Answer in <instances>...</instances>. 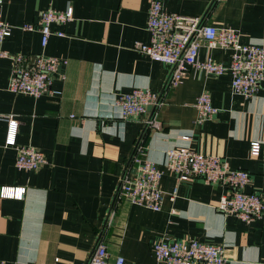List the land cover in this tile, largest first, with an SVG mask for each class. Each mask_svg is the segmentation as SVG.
Listing matches in <instances>:
<instances>
[{
	"label": "crops",
	"instance_id": "0c3cea01",
	"mask_svg": "<svg viewBox=\"0 0 264 264\" xmlns=\"http://www.w3.org/2000/svg\"><path fill=\"white\" fill-rule=\"evenodd\" d=\"M154 0H0L12 35L0 51L34 60L44 55L63 63L54 95L34 98L9 90L11 59L0 57V114L18 121L17 145L32 146L47 162L36 171L16 168V147H5L8 123L0 120V192L25 188L23 199L0 197V264H87L98 243L109 260L165 264L153 251L163 239L199 240L224 246L226 264H264V216L247 223L225 216L218 201L228 193L203 179L183 180L170 171L162 179V210L117 201V193L142 139L143 156L165 168L167 152L188 147L218 155L232 169L252 175L247 191L264 198V87L252 98L237 94L233 77L192 70L166 97L161 129L149 131L147 115L124 119L117 101L135 89L165 94L172 68L138 48L148 45L149 9ZM164 10L204 18L235 30L242 43L264 48V0H162ZM74 10L65 37L42 46L36 23L48 8ZM207 56L230 66L232 51L202 45ZM209 93L219 113L200 123L196 99ZM188 138V140L185 139ZM261 145L259 156L251 154ZM177 189V196L172 194ZM114 210V216L110 217Z\"/></svg>",
	"mask_w": 264,
	"mask_h": 264
},
{
	"label": "built area",
	"instance_id": "2783aa9c",
	"mask_svg": "<svg viewBox=\"0 0 264 264\" xmlns=\"http://www.w3.org/2000/svg\"><path fill=\"white\" fill-rule=\"evenodd\" d=\"M74 20V10L69 7L65 11L48 8L40 13L36 23H25L24 31H39L42 46L46 47L52 36L65 37V27ZM148 30L151 42L139 44L142 53L151 59L164 63L172 68L168 90L165 94L154 93L149 89H135L119 97L117 103L124 119H134L147 115L144 120L146 129H161L159 119L166 105L169 92L178 85L181 79L192 70L208 75L221 77L228 72L233 77L234 91L245 97H254L264 87V48L248 45L241 41L240 35L233 29L220 28L206 24L204 18L169 13L164 10L162 0H154L148 14ZM12 35V26L0 14V46ZM210 49H226L232 51V63L225 66L211 56L201 58L202 45ZM0 57L13 62L9 90L16 94H27L34 98L54 95L55 75L65 61L57 57L44 55L34 60L22 55H11L0 51ZM198 112V121L203 123L216 117L219 109L212 104L209 93L199 95L194 104ZM0 120L8 123L5 147H16L18 156L16 168L24 171H36L47 162L40 149L32 146L17 145L18 121L11 116L0 114ZM188 140L187 137H185ZM142 139L138 141L131 162L121 180L117 193V201H128L133 205L143 206L155 212L162 210L164 192L162 179L165 171L175 173L181 181L203 179L210 185H222L228 193L218 201L217 209L225 216H233L250 223L264 216V198L255 192L247 191L252 182V175L242 169H232L221 156L205 154L188 147L172 148L167 152L165 168L143 156ZM261 145L253 143L251 154L259 156ZM25 188H2L1 198L13 197L23 199ZM177 189L171 199L175 200ZM114 210L110 217L114 216ZM156 258L165 264H226L224 246L199 240L172 241L163 238L153 245ZM46 264V263H40ZM53 264H62L56 259ZM87 264H125L119 256L114 262L109 260L107 246L103 241L98 243Z\"/></svg>",
	"mask_w": 264,
	"mask_h": 264
}]
</instances>
